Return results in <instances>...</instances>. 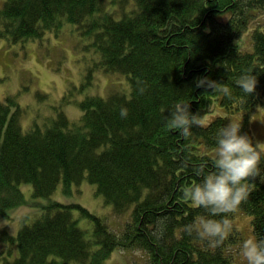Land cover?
Segmentation results:
<instances>
[{
	"label": "trees",
	"instance_id": "1",
	"mask_svg": "<svg viewBox=\"0 0 264 264\" xmlns=\"http://www.w3.org/2000/svg\"><path fill=\"white\" fill-rule=\"evenodd\" d=\"M66 24L90 42L93 65L81 88L96 70L118 72L127 76L130 93L87 96L77 123L60 112L47 128L26 131L20 107L0 103V214L24 202L22 184L45 198L61 183L87 180L115 215L129 218L114 232L78 204L48 203L16 236L0 232L15 246L0 250V264H105L115 250L140 251L146 264H236L243 238L235 213L250 215L254 237L264 239V179L230 214L233 233L217 248L186 234V225L208 213L185 201L182 190L202 182L195 174L201 165L214 170L220 128L239 124L253 138L250 115L264 104V0H0V39L7 43L24 47ZM252 24V48L241 49L236 38L249 37ZM249 70L257 77L252 96L236 85ZM204 77L226 84L231 98L196 87ZM178 102L190 104L193 114L216 105L226 114L184 137L166 127ZM261 168L264 176V160ZM74 209L92 222L90 233L79 227Z\"/></svg>",
	"mask_w": 264,
	"mask_h": 264
},
{
	"label": "rangeland",
	"instance_id": "2",
	"mask_svg": "<svg viewBox=\"0 0 264 264\" xmlns=\"http://www.w3.org/2000/svg\"><path fill=\"white\" fill-rule=\"evenodd\" d=\"M254 24L246 32L249 37H237L236 43L241 49L252 48L250 32ZM76 28V27H75ZM73 25H63L58 32L50 31L40 40L20 44H10L0 39V103L13 101L20 107V125L23 131L37 125L47 128L49 122L63 112L68 119L77 123L81 115L80 102L87 96L105 98L112 90L125 95L130 93V82L127 76L120 73H105L96 70L90 84L81 88L86 82L88 67L93 65L91 50H87L89 38L84 37ZM221 105H216L204 114L206 124L215 116L225 115ZM250 129L254 143L264 145V104L256 106L250 115ZM20 189L24 202L6 208L0 214V232L11 236L30 224L40 213V208L51 202L63 205L78 204L92 214L101 217L108 228L115 232L127 222L129 215H115L112 205L106 204L96 194V185L87 180L65 186L59 184L56 190L45 198H34L31 185L22 184ZM1 213V212H0ZM80 228L92 229V222L80 217L77 209L73 211ZM236 229L241 233L243 241L253 237L250 215L241 211L234 214ZM242 244V243H241ZM242 246V245H241ZM15 248L0 238V250ZM144 254L140 251L115 250L105 264H146ZM236 264H247L242 255Z\"/></svg>",
	"mask_w": 264,
	"mask_h": 264
},
{
	"label": "clouds",
	"instance_id": "3",
	"mask_svg": "<svg viewBox=\"0 0 264 264\" xmlns=\"http://www.w3.org/2000/svg\"><path fill=\"white\" fill-rule=\"evenodd\" d=\"M237 87L245 94L252 96L257 87V77L251 70L241 74L236 80ZM196 87L204 88L212 93H221L231 98L230 88L207 77L198 78ZM141 88L140 92L143 93ZM166 116V127L178 130L184 137L191 135L193 127H204L206 117L190 111V104L178 102ZM120 115L126 118L127 108H121ZM264 160V145L254 144L247 134H243L241 126L228 123L219 129L216 135L214 170L205 172L201 165L195 170L202 182L182 190L183 199L190 201L195 207L202 208L208 217L200 216L194 223L185 226L187 235L203 239L211 248H217L233 233L230 214L234 213L242 203L247 202L253 182L262 176L261 163ZM221 217L214 219L209 217ZM247 264H264V239L249 237L244 240L241 253Z\"/></svg>",
	"mask_w": 264,
	"mask_h": 264
},
{
	"label": "water",
	"instance_id": "4",
	"mask_svg": "<svg viewBox=\"0 0 264 264\" xmlns=\"http://www.w3.org/2000/svg\"><path fill=\"white\" fill-rule=\"evenodd\" d=\"M10 102V101H9Z\"/></svg>",
	"mask_w": 264,
	"mask_h": 264
}]
</instances>
